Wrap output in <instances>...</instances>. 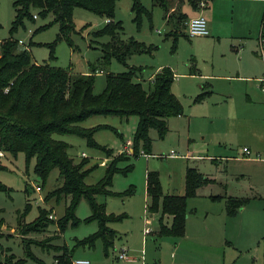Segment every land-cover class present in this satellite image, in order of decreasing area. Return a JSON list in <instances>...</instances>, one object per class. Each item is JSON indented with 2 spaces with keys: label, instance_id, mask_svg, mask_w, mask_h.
Returning <instances> with one entry per match:
<instances>
[{
  "label": "rangeland",
  "instance_id": "374dc122",
  "mask_svg": "<svg viewBox=\"0 0 264 264\" xmlns=\"http://www.w3.org/2000/svg\"><path fill=\"white\" fill-rule=\"evenodd\" d=\"M141 1L152 9L151 18L142 16L137 24L133 20L131 0H117L114 19L122 22L120 33L123 38L132 36L145 45H157V49L152 53L130 54L127 65L143 67L140 80L146 88L150 84L151 74L154 75L162 66L170 67L174 73L172 90L181 104L182 112L168 117V130L162 137L158 136L155 128L150 129V152L142 148L136 156L119 162L121 167L128 163L132 167L126 172L116 171L113 174L111 189L116 194L97 195V199L105 203L107 212L126 214L120 220L109 222V226L119 233L113 247L106 253L101 240L97 239L93 247H76L72 257H86L90 264H264V89L260 82L245 77L219 76L212 79L210 74H235L238 56L231 50L227 38L222 37L214 42L204 39V34H181L173 45L171 37L164 38L172 24L166 22L161 8L153 6L151 0ZM184 8L189 12V18L191 8L188 3ZM14 13L12 0H0V39L9 35ZM51 17L37 16L34 21L27 20L25 27H19L14 33L23 39L20 44L29 43L30 38L33 40L30 46L32 57L40 63L49 60L48 44L55 41L59 26L52 23L34 33L33 30ZM73 19L75 31L70 33L73 46L65 39L57 40L54 45L55 58L49 63L73 72H88L89 64L96 62L101 55V50L93 46L95 42L91 45V31L101 26L105 18L82 7H75ZM186 21L183 25L185 32ZM107 38L102 36L97 39ZM261 46H258L259 54L262 52ZM234 61L236 63L232 64ZM258 61L260 67H264L263 60ZM127 65L112 57L105 70L119 72L126 70ZM106 71L99 69L95 72L94 92L103 89ZM248 74L264 75L261 68ZM213 80L215 85L212 84ZM208 84L212 91L197 98ZM247 85L255 87V92L247 91ZM246 92L251 95V102L247 101ZM136 122V115L126 120L117 115L96 114L84 119L81 124L86 127L108 124L117 129L118 132L109 127L101 128L94 133L97 142L117 151L124 140H132ZM53 136L70 143V154L87 157L90 165L96 163L85 177L87 183L102 177L108 160L101 150L87 145L85 139L76 134L53 133ZM130 145L132 147V143ZM132 150L125 146L113 153L130 154ZM171 150L175 154L168 155ZM0 162L4 167L0 168V182L6 187L0 190V261L6 254L13 253L17 258L24 259L22 264H54L57 250L53 245L64 243L72 247L74 238H82L98 228L96 220H85L90 214V206L82 197L76 208V215L80 218L77 225L69 224L61 232L56 223H50L44 230L19 233L17 216L25 207V186L29 189L31 205L24 214V220L28 222L34 219L39 206H51L50 216L56 219L63 213L64 200L52 202L49 199L46 202L43 196L47 190L60 184L61 178L58 168L54 167L45 186L40 187L38 176L33 171L35 160L32 158L26 166L22 151L16 155L2 151ZM188 166L197 168L211 180L198 186L195 194L186 199L185 235H158L154 230L158 228L161 211L160 207L156 211L147 208L150 203L146 191L147 173H158L164 193H184ZM251 190L260 194L261 198L251 200L249 197L243 214L229 218L223 196H248ZM215 194L223 196L212 198ZM253 219H259L262 227L259 237L254 236L251 226L246 224ZM146 227L152 231L146 233ZM27 239H47L48 244L42 246L31 242L29 255ZM121 248H125L132 257H117Z\"/></svg>",
  "mask_w": 264,
  "mask_h": 264
},
{
  "label": "trees",
  "instance_id": "16d2710c",
  "mask_svg": "<svg viewBox=\"0 0 264 264\" xmlns=\"http://www.w3.org/2000/svg\"><path fill=\"white\" fill-rule=\"evenodd\" d=\"M117 0H12L15 13L8 29L9 35L0 39V150L16 155L22 151L25 155L26 166L34 158L33 171L38 176V185L45 186L50 171L58 168L60 184L47 190L43 200L52 202L64 200L63 213L54 219L51 206H39L38 214L31 221L24 220V214L31 205L29 189L25 186L27 199L25 207L17 216L19 233L44 230L50 223H56L62 232L69 224L77 225L80 218L76 215L77 205L84 197L90 206V214L85 220H96L98 228L82 238H74L72 247L66 244L53 245L57 252L54 254V264H72L73 251L78 246L93 247L100 239L103 250L107 253L113 247L114 240L119 234L109 226L110 221L120 220L126 214L107 212L103 201L97 199L98 194L114 195L111 189L112 176L116 171L126 172L131 169L128 163L121 167L120 161L136 156L140 149L150 152L152 138L150 129L155 128L158 136L162 137L168 130L167 120L171 115L182 112V107L172 90L174 73L168 66H162L144 87L140 80L141 65H127V57L136 52H154L157 45H145L130 36L123 38L122 22L114 19V9ZM191 6L198 7L200 0H186ZM208 0H205V4ZM163 12L166 22L172 24L165 37L172 38L173 45L181 34H187L183 25L188 19L187 13L177 8L178 0H151ZM75 7H82L105 18V22L91 31L95 42L93 45L101 50L96 62L90 63L88 72H73L64 67L49 63L53 58L54 45L57 40L65 39L70 46L73 40L70 36L75 31L73 13ZM133 20L139 24L142 16L151 18L152 9L147 8L141 0H131ZM34 14L41 17L51 15V19L39 24L33 33L52 23H58L55 41L48 44L49 60L45 63L36 62L31 53L29 43L20 44L15 32L19 27H25L27 20L34 21ZM264 33V11L262 14ZM107 36L106 40L97 39ZM115 57L128 66L119 72L106 71L110 59ZM106 71L105 85L100 92H94V75L97 70ZM209 90L201 91L197 98L203 97ZM117 115L120 118L137 116V122L132 138V153L119 152L100 144L94 133L101 128L114 127L108 124H96L86 127L81 121L89 116ZM118 132V131H117ZM53 133L76 134L85 139L87 145L101 150L107 157L108 163L104 174L95 182L87 183L85 177L94 169L96 163L89 164L87 157L70 154V144ZM0 168H4L0 162ZM207 175L193 166H188L185 173L184 193H164L156 171H149L146 176V191L150 197L147 208L156 211L160 207L158 235L182 236L185 233L187 217L186 199L195 194L198 186L210 181ZM6 188L0 182V190ZM215 194L212 198H221ZM228 215H234L245 204L248 196L224 195ZM164 215H171L169 223L164 221ZM26 249L31 254L29 244H48L47 239H27ZM23 258H17L13 253L6 254L0 264H22Z\"/></svg>",
  "mask_w": 264,
  "mask_h": 264
},
{
  "label": "crops",
  "instance_id": "0c3cea01",
  "mask_svg": "<svg viewBox=\"0 0 264 264\" xmlns=\"http://www.w3.org/2000/svg\"><path fill=\"white\" fill-rule=\"evenodd\" d=\"M186 3H188L186 0H178L177 8H179V10L181 11L186 12L184 8V5ZM188 5L191 8L190 16L201 12L206 18L208 32L204 34L206 35L204 39H209L216 42L217 40H221L222 37H225L229 41L231 50H233L235 52L234 54L238 56V64L234 68L235 74H210V77H212V79L213 77L219 76H228L234 78L245 77V79H249L250 81L254 79L259 82V79L264 77L263 74L261 76L259 74L251 76L248 73L258 68H261L262 73H264V67H260L261 63L258 61V59H260L264 62V36H261V33H263L262 14L264 11V0H208L203 6L204 10L202 9L203 7H193L189 3ZM186 13L187 16H189V12L187 11ZM259 45H262V52L260 53L261 55L258 52ZM35 61L38 62L37 60ZM235 63L236 61L232 62V64ZM152 77L153 74L150 75L149 80H151ZM212 84L215 85L214 80ZM206 89L209 90V92L212 91L209 84L207 85ZM245 89L247 91H250V93L255 92V87L253 86L248 87L247 85ZM246 93L248 99L247 101L251 102V95L248 92ZM128 118L125 119L128 120ZM126 140L123 141L121 148L125 147ZM121 148L117 151H114L118 152L121 150ZM83 152L85 151H82L81 153ZM108 159L109 157L106 156V160ZM236 196H238V194H236ZM248 197L253 200L261 198V195L254 193L251 190ZM248 203L249 200L245 204L240 206V208L234 215L227 214L228 216H230L229 218L242 215L244 210L247 208L246 206ZM165 218V221L169 223L171 220V215H164V219ZM246 224L251 226L250 228L252 229V234L254 236L259 237L261 235L262 227L260 226L259 219H253ZM156 230L157 229H155L154 231L156 232ZM255 230L256 232L254 233Z\"/></svg>",
  "mask_w": 264,
  "mask_h": 264
},
{
  "label": "built area",
  "instance_id": "2783aa9c",
  "mask_svg": "<svg viewBox=\"0 0 264 264\" xmlns=\"http://www.w3.org/2000/svg\"><path fill=\"white\" fill-rule=\"evenodd\" d=\"M199 4L201 6L205 5V0H200ZM34 17H37L36 14H34ZM30 31V29H29ZM159 31V30H158ZM208 32V28H207V22L206 19L204 17L203 14L199 13L196 15H192L190 16L187 21H186V33L190 36L193 35H203L206 34ZM18 42L22 43L23 39L22 38H18ZM259 85L261 86V88L264 89V77L259 79ZM132 141L129 139L127 141H125V146L128 150H132V147H130ZM130 145V146H129ZM243 150L248 152V149L246 147H243ZM2 154V151L0 150V155ZM175 154V152L173 150H171L168 155H173ZM146 221H149L148 218H146ZM151 230V228L146 227L145 228V232H149ZM118 257L121 259H130L132 256L128 255L127 251L125 248H121L118 252ZM72 264H90V260L86 257H73L72 258Z\"/></svg>",
  "mask_w": 264,
  "mask_h": 264
}]
</instances>
